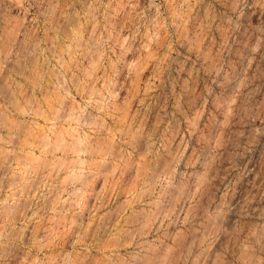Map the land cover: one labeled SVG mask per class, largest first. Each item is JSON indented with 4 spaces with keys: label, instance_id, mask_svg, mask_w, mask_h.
<instances>
[{
    "label": "rangeland",
    "instance_id": "374dc122",
    "mask_svg": "<svg viewBox=\"0 0 264 264\" xmlns=\"http://www.w3.org/2000/svg\"><path fill=\"white\" fill-rule=\"evenodd\" d=\"M0 215V264H264V0H0Z\"/></svg>",
    "mask_w": 264,
    "mask_h": 264
},
{
    "label": "bare ground",
    "instance_id": "6f19581e",
    "mask_svg": "<svg viewBox=\"0 0 264 264\" xmlns=\"http://www.w3.org/2000/svg\"><path fill=\"white\" fill-rule=\"evenodd\" d=\"M14 26H15V25H14ZM91 90H92V89H91ZM59 134H60V133H59ZM79 145H80V144H79ZM68 148H69V147H68ZM120 155H121V154H120ZM120 155H119V156H120ZM70 164H71V163H70ZM57 165H58V164H57ZM67 165H68V164H67ZM78 165H79V164H78ZM61 166H62V165H61ZM55 167H56V166H55ZM138 168H140V167H139V166H133V167H130V168L128 169V172H130L131 174H133V173L136 174ZM55 169H56V168H55ZM65 169H66V168H65ZM142 169H143V168H140L139 171L142 170ZM123 170L125 171V169H123ZM124 171H123V173H125ZM126 171H127V169H126ZM99 174H100V173H99ZM135 174H134V175H135ZM51 176H52V175H51ZM135 176H136V175H135ZM153 178H154V176H153ZM157 178H158V177H157ZM137 180H138V179H137ZM138 181H139V180H138ZM86 184H87V183H86ZM154 184H155V183H154ZM4 215H5V214H4ZM4 215H3V216H4ZM0 216H1V215H0ZM1 218H2V216H1ZM220 225H221V224H220ZM220 225H219V226H220ZM217 226H218V225H217ZM133 234H134V233H133ZM79 263H80V262H79Z\"/></svg>",
    "mask_w": 264,
    "mask_h": 264
}]
</instances>
